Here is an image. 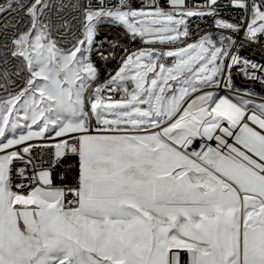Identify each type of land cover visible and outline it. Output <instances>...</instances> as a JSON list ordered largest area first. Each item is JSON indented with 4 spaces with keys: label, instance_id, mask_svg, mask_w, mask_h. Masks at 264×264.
Instances as JSON below:
<instances>
[{
    "label": "snow or ice",
    "instance_id": "snow-or-ice-1",
    "mask_svg": "<svg viewBox=\"0 0 264 264\" xmlns=\"http://www.w3.org/2000/svg\"><path fill=\"white\" fill-rule=\"evenodd\" d=\"M216 2L77 0L71 19L49 0L0 5L22 13L0 41L15 63L0 72V264H264V98L231 75L264 82L232 50L234 34L264 38V0H231L243 14L194 38ZM104 23L144 46L97 84L93 55L115 56ZM69 155L78 175L57 183Z\"/></svg>",
    "mask_w": 264,
    "mask_h": 264
},
{
    "label": "built area",
    "instance_id": "built-area-1",
    "mask_svg": "<svg viewBox=\"0 0 264 264\" xmlns=\"http://www.w3.org/2000/svg\"><path fill=\"white\" fill-rule=\"evenodd\" d=\"M8 0H0V5L7 4ZM23 3H27L28 0H21ZM50 3L53 5H60L63 4L66 7L59 13L60 15L71 19L73 16H78V13L75 12V10L71 7L72 4L76 3L77 0H49ZM86 3L87 0H84ZM137 4H139L140 0H135ZM186 2L190 6H196V5H203L207 3V0H186ZM232 4L231 0H217L216 5H219V12L218 15L212 16L209 15L206 19H190V31L193 34V37L199 33V32H207V31H217L214 28V20L216 18H221L224 20L232 21L235 17L238 19L240 15H242V11H239L238 13H231L230 12V5ZM206 10V9H202ZM22 13L19 10L18 5H13V10L10 12H4L0 14V41H2V34H3V25L8 24L9 30L8 35H11V25L19 21L21 18ZM50 15L55 19L57 16V10L53 9L50 12ZM98 31H105V38L101 40H97V42L104 41L107 39L110 43L105 44V50L107 52H115L114 58H110L108 60H103L101 57L97 55H93L92 59L98 69V76H99V84H103L104 80H107L110 76V74H114V72L118 69L119 64L121 62V57L123 55V50H133L139 47L144 46L141 41L137 38L135 41H133L123 30L121 26L118 25H100L98 28ZM78 35V33H76ZM225 34H231L229 32H225ZM67 39H71V36L67 37ZM234 39L236 41V47L232 49L233 51L238 52V54L241 57H246L249 60L264 64V38H262L259 42H246L244 40V34L243 32L239 34H234ZM117 43L118 46L113 49L112 44ZM70 46V45H66ZM7 71L9 74L13 73L15 71V63H11L8 65H3L0 63V72ZM231 75H232V82L234 87H237L239 90H245L247 89L249 92H260V99L264 98V82H261L260 80H252L246 76L240 71L238 67H234L231 69ZM259 75V73H258ZM12 79H15L14 76L11 77ZM0 83H3L2 80H0ZM96 86V85H95ZM94 86V87H95ZM222 93H225L227 91H221ZM3 90L0 89V95H3ZM104 96L111 95L113 98H119L121 93L119 92H113L109 93L106 90L102 93ZM259 99V100H260ZM258 100V101H259ZM36 143H55L56 141L53 138H47L42 141H34ZM43 151V157L44 159L48 158L49 151L48 150H42ZM77 164H78V158L69 155L65 157L60 166L57 167L54 171L55 180L57 183L61 182V174L64 175V182L66 183H74L75 178L78 175L77 170ZM19 166V164L17 165Z\"/></svg>",
    "mask_w": 264,
    "mask_h": 264
},
{
    "label": "bare ground",
    "instance_id": "bare-ground-1",
    "mask_svg": "<svg viewBox=\"0 0 264 264\" xmlns=\"http://www.w3.org/2000/svg\"><path fill=\"white\" fill-rule=\"evenodd\" d=\"M239 11H242V10H239V9L235 8L232 4L230 5V12L231 13H238ZM215 12H216V15H218L219 5H215ZM206 18H208V16L194 17V18H191V19H206ZM102 25H108V23H104ZM104 38H105V31H97L96 40H101V39H104ZM97 84H99V76H98ZM235 88L237 89V87H235ZM253 93L256 94V99L259 100L260 99V92H253Z\"/></svg>",
    "mask_w": 264,
    "mask_h": 264
},
{
    "label": "rangeland",
    "instance_id": "rangeland-1",
    "mask_svg": "<svg viewBox=\"0 0 264 264\" xmlns=\"http://www.w3.org/2000/svg\"><path fill=\"white\" fill-rule=\"evenodd\" d=\"M95 85H93V87H94ZM20 131H26V130H24V129H21ZM17 134H19V132H17ZM48 138H52V134L51 133H49V136H48Z\"/></svg>",
    "mask_w": 264,
    "mask_h": 264
},
{
    "label": "crops",
    "instance_id": "crops-1",
    "mask_svg": "<svg viewBox=\"0 0 264 264\" xmlns=\"http://www.w3.org/2000/svg\"><path fill=\"white\" fill-rule=\"evenodd\" d=\"M223 91H228V90L225 89V90H223ZM226 93H227V92H225V93L220 92L221 95L226 94ZM213 143H214V142H213Z\"/></svg>",
    "mask_w": 264,
    "mask_h": 264
}]
</instances>
